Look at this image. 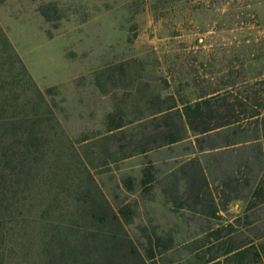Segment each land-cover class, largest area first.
I'll return each instance as SVG.
<instances>
[{"label":"rangeland","instance_id":"rangeland-1","mask_svg":"<svg viewBox=\"0 0 264 264\" xmlns=\"http://www.w3.org/2000/svg\"><path fill=\"white\" fill-rule=\"evenodd\" d=\"M247 45L261 50L246 57ZM236 52L249 76L264 72V0H0V135L7 144L11 128L30 121L46 143L30 149L27 133L14 134L19 144L7 152L8 162L26 186L0 162V210L15 208L0 228V264H139L128 252L135 238L144 244L148 233L173 231L181 242L206 229L186 212L174 213L156 189L140 192L142 164L167 152L101 166L98 151L108 144L115 108L142 106L176 76L195 81L198 91L215 87L233 70ZM145 84L146 98L125 97ZM244 127L238 138L255 136L253 123ZM259 143L264 161V139ZM243 148L222 149L212 160L223 203L217 227L234 226L244 203L229 199L244 198L264 180L259 149ZM247 157L248 168L240 164ZM155 164L165 170L171 162ZM229 176L238 183L230 186L234 193L224 189ZM129 180L131 191L123 184ZM117 207H127L129 223ZM91 211L103 220L91 221ZM262 218L264 208L249 221ZM51 231L70 261L62 260ZM251 232L262 235L264 222Z\"/></svg>","mask_w":264,"mask_h":264},{"label":"trees","instance_id":"trees-1","mask_svg":"<svg viewBox=\"0 0 264 264\" xmlns=\"http://www.w3.org/2000/svg\"><path fill=\"white\" fill-rule=\"evenodd\" d=\"M239 47L236 44L233 49L239 50ZM256 49L251 50L250 45H247L246 57L257 55L256 51H260L261 47ZM240 53L232 59L235 63L233 70L230 68L227 70L219 85L198 91L195 81L176 76L173 84L172 81L164 82V88H155L149 102H142V106L123 104L115 108L110 116L115 120H108L105 138L108 144L99 149L97 157L103 163L101 166L107 165V161L116 164L138 156L147 159L151 153L167 152L169 157L165 159L142 164L140 192L143 195H153L156 189V193L174 213L186 212L194 220L209 225L198 234L181 242H176L177 237L173 231H165L158 235L148 233L142 238L144 244H140L135 238L136 243L135 245L131 243L128 252L139 264H160V262L162 264H264V233L256 236L251 232L256 229L257 224L264 222V218L249 221L251 213L264 208V180L253 186L244 198L234 196L229 199V201L242 200L244 203L241 217H237L234 226L225 224L217 227L215 223L220 219L218 213L223 208V203L220 201L219 189L213 187L214 180L211 179L214 173L213 157L222 149L256 147L257 150L259 149L256 161L261 165L264 163L262 145L259 143L261 138L264 139V72L249 76L245 68L246 60L240 58ZM261 59L262 56L256 57L257 61ZM180 72L178 71V75ZM148 88L149 86L145 84L142 90H129L131 93L128 92L125 97H134L136 92L137 96H144ZM164 91L166 93L162 95ZM144 97L146 98L147 95ZM129 109L131 111L128 115L132 118L125 120V111ZM247 123H253L255 136L243 135L239 139L236 130H243ZM25 124V126L20 125L22 128L19 125L11 128L12 132L10 131L7 144L3 142L4 134L0 135V162H6L5 165L7 170H10L11 176L16 168L12 162H8L7 152L15 148V144H19L18 139L14 138L15 133L19 131L27 133L30 149L38 150L46 146L44 139L35 134L34 123L26 121ZM234 137L238 140H233ZM22 143L24 144L23 141ZM86 159L90 163L87 157ZM155 162H161L165 166L171 162V165H167L165 170L157 169ZM242 163L247 168L251 164L248 157L240 164ZM92 168L95 169L94 166ZM22 175L16 171L14 176H17L22 186H26ZM126 182L123 183L124 188L131 191L132 181ZM236 182L229 176L224 189L234 193L237 188L230 186L233 184L237 186ZM3 199L0 198V201ZM127 207H117L118 215L124 224L129 223ZM14 211V207L0 210V228H4L7 221L11 220ZM88 217L91 221L103 220L95 217L92 211L88 212ZM113 219L119 222L116 216H113ZM246 228L249 230L245 231ZM51 232L54 241L60 247L59 254L62 260L70 261L68 252L55 237L54 232ZM242 238L245 239L243 242L235 244ZM64 262L63 264H74Z\"/></svg>","mask_w":264,"mask_h":264}]
</instances>
